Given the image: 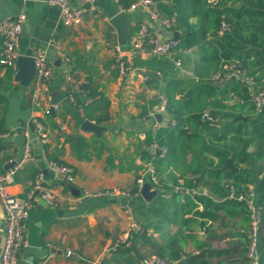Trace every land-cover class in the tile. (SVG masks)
Here are the masks:
<instances>
[{
	"label": "crops",
	"instance_id": "1",
	"mask_svg": "<svg viewBox=\"0 0 264 264\" xmlns=\"http://www.w3.org/2000/svg\"><path fill=\"white\" fill-rule=\"evenodd\" d=\"M136 1L96 0L100 17L87 13L79 25L67 27L61 22L60 10L50 7L46 0H0V26L9 17L26 16L19 56L38 48L47 53L52 66L50 92L53 103L59 106L55 112L35 107L32 84L28 88L20 86L15 80L17 70L0 66V83L8 89L3 92L8 102L0 106V122H4L6 130L0 134V146H3L0 150V176L9 170L11 162L21 158L29 133L33 158L15 175L8 191L24 198L35 177L42 173L44 185L54 188L58 201L55 209L44 201L34 205L24 223L27 247L19 254V264H126L125 258L116 252L113 257L109 251L117 241L125 238L135 218L148 238L141 239V234L136 238V264L143 258L142 254L159 256L158 253L163 251L170 261L172 250L184 258L208 247L227 248L240 240L228 234L244 233L243 226L238 224L240 220L236 221V226L233 222H227L228 226L219 221L208 222L206 227L212 230L208 232L196 213L203 211L200 204L188 215L181 212L175 215L180 205H187L188 197L193 199L191 193L209 196L206 182L210 180L206 178L198 182L193 191L185 187V179L198 177L193 175L192 167L196 165L193 150H179V159L172 164L170 159L162 164L154 163L158 158L147 143L150 125L144 123L143 118L159 96L167 95L172 80L184 81L181 88L185 90L190 82H199L195 74L182 69L183 58L178 57V53H195V73L201 56L197 47L190 50L179 48L168 58L129 52L137 24L147 21L149 16L143 10H129ZM169 2L166 0V4ZM218 2L199 0V6L206 9ZM202 22L203 18L191 21L197 28ZM151 24L153 32L163 39L174 38L176 32L179 37L182 35L181 30H176L178 20L173 31L164 29L158 22ZM117 47L126 57L124 75L116 66ZM1 48L0 37V52ZM178 59L181 66L176 64ZM179 72L191 77L185 78ZM256 74L260 77L259 72ZM206 79L215 84L210 78ZM71 80L85 84L89 90L88 96L78 97L77 105L70 100ZM180 97L181 94H177L176 98ZM168 119H174L171 113L165 117L166 121ZM35 120L42 121L48 128L46 145L37 141L32 132ZM86 120L101 128V133L83 130L82 124ZM53 161L74 169L72 184H67L60 174L50 170ZM214 161L217 165L218 160ZM149 165L155 167L160 180V185L154 188L160 193L150 202L137 199L133 206L126 208L124 203L100 195L114 187L134 189ZM199 166L201 169L205 165ZM237 169L238 173L242 171L251 175L254 184L246 188L253 193L256 203L257 185L262 176L247 166L240 165ZM145 180L148 182L149 176L145 175ZM151 207L153 210L149 213ZM141 209L145 216L142 220L144 226L141 225ZM4 228L5 217L0 205V257ZM261 261L264 264L263 258Z\"/></svg>",
	"mask_w": 264,
	"mask_h": 264
},
{
	"label": "trees",
	"instance_id": "2",
	"mask_svg": "<svg viewBox=\"0 0 264 264\" xmlns=\"http://www.w3.org/2000/svg\"><path fill=\"white\" fill-rule=\"evenodd\" d=\"M160 11L167 16L177 17L176 30L182 31V35L178 38L180 48L190 50L197 47L201 63L198 64L195 73L199 82H190V86L185 90L181 88L184 81L172 80L167 87L168 111L177 121V125L162 128L156 135L148 133L149 146L153 142H158L160 146L168 149L166 158H158L154 163L162 164L166 159H170L172 164L179 159L181 146L194 142L198 135L205 131L211 137V141L206 142L203 153L217 159L218 163L214 165V159L207 160L206 157L203 159L198 154H194L195 162L201 161L200 163L205 166L200 169L201 164H199L198 167L193 168V175L198 177L195 180L185 179V187L193 191L198 182L208 178L210 195L191 193L193 199L188 197L187 205H180L175 215H179L180 212L188 215L200 204L203 206V211L196 213L203 220V227L208 222L218 221L223 226H228L227 222H233L236 226V221L240 220L238 224L243 226L244 231L242 234H228L240 240L227 248L208 247L198 254L184 256V258L181 253L172 250L169 264H250L246 255L251 209L247 201H240L238 198L240 196L250 198V192L246 187L253 185L254 181L247 172H233L232 168H238L240 165L254 168L257 175L262 176L257 185L256 205L261 214L260 253L261 259H264V108L259 112L255 110L251 102L250 88L236 80L224 86H217L206 79L209 78V70L201 66L203 63L222 64L234 60L239 61L251 74L264 71V0H219L216 6L206 9L199 6V0H170L169 4L160 5ZM195 18H203L198 28L191 23ZM224 22L228 25L229 31L219 36L218 31ZM7 90L0 83V106L8 102V97L3 94ZM177 94H181L179 99L176 98ZM234 96L240 102L234 106V109H240L241 113L247 108L250 109L246 116L218 114L212 111V115L218 119L231 121L224 128H219L216 124L203 123L201 121L203 111L199 112L201 108L198 112L191 111L200 107L203 100L220 99L226 102L233 100ZM215 106L223 107L219 102H216ZM186 125L189 126L190 131L184 130ZM5 131L4 122H0V134ZM222 143L225 145L230 143L231 146L221 149L217 145ZM254 144L257 149L253 153L250 149ZM2 149L3 146H0V150ZM228 163L232 168L228 166ZM138 199L143 200L141 197ZM139 234L141 239H148L145 231L138 233L130 240L129 247L123 244L116 252L125 258L126 264H136L135 241ZM152 243L150 245L153 246ZM158 255L165 258L163 251Z\"/></svg>",
	"mask_w": 264,
	"mask_h": 264
},
{
	"label": "built area",
	"instance_id": "3",
	"mask_svg": "<svg viewBox=\"0 0 264 264\" xmlns=\"http://www.w3.org/2000/svg\"><path fill=\"white\" fill-rule=\"evenodd\" d=\"M52 8H57L61 12V22L64 26L71 27L79 25L83 16L87 13L95 14L100 17L95 3L96 0H46ZM166 4V0H137L130 5V11L143 10L149 13L148 20L137 24L132 40L130 51L136 55H151L156 58H168L180 48L178 39H163L153 32L151 22H158L164 29L173 31L177 26L175 16H167L160 11V5ZM26 23V16L21 14L17 17H9L0 26V37L2 48L0 52V66L17 70V60L19 58L18 47L22 37L23 28ZM229 31L228 25L224 22L218 32L223 36ZM59 49V47H57ZM117 59L116 66L121 75L127 71V62L123 50L120 47L116 49ZM35 63V75L32 82V102L35 107L45 109L46 111H58L59 106L53 103V97L50 92V83L52 78V66L49 63L47 53L38 48L33 52ZM177 66H181V60L176 61ZM212 80L220 85H226L233 80L240 82L243 86L250 88L252 91V104L257 112L264 108V90L255 91L257 86L264 83V79L257 74H251L246 71L239 61L223 62L220 70L214 75ZM148 81V77H145ZM71 89L70 100L77 105L78 97H86L89 90L85 84L69 81ZM237 100L236 96L233 97ZM169 101L165 95L159 96L158 102L154 105L143 118V122L150 125V132L156 135L159 130L166 126H176L175 119L165 120L169 116ZM157 115L162 116V122H158ZM201 121L211 125L217 124L219 119L212 115L211 110H204L201 113ZM37 141L41 144H48V128L40 120L34 121ZM185 131H190L188 125L184 126ZM153 155L159 159H165L168 154L166 147L160 146L158 142L151 145ZM33 158V144L30 134H27V141L23 147V154L19 160L11 162L13 167L2 176H0V205L4 212L5 228L4 242L0 257V264H19V254L27 247L24 223L29 218L35 204L44 201L52 208L58 207V201L55 196L53 187L44 185V175L39 173L33 182L31 190L24 198L11 195L8 187L13 184L15 175L23 170L26 164ZM50 170L60 174L67 184H72L75 180V171L72 167L60 163L51 162ZM145 175L149 176V181L145 180ZM141 178L136 181L135 189L128 190L120 187H114L105 190L103 197L114 200L125 199L124 206L129 207L128 202H134L141 197V192L145 184H151L152 191L160 185L157 171L153 165H149L147 171ZM250 198L246 199L240 196L238 200L247 201L251 209V225L248 232L249 243L247 249V258L250 264H262L260 253V232L261 214L256 203L253 200V193ZM143 228L136 221H132L125 238L117 241L111 248V251L117 252L118 248L126 244L130 246V240L138 233H142ZM170 261L161 256H147L140 260L138 264H169Z\"/></svg>",
	"mask_w": 264,
	"mask_h": 264
},
{
	"label": "rangeland",
	"instance_id": "4",
	"mask_svg": "<svg viewBox=\"0 0 264 264\" xmlns=\"http://www.w3.org/2000/svg\"><path fill=\"white\" fill-rule=\"evenodd\" d=\"M180 52V51H179ZM181 56V59L183 60V67L182 69L186 72H191L192 74H195V67H194V63H195V59H196V55L195 53H191L189 55H185L184 52H181V53H178V57ZM221 63L220 64H215V63H208V64H201V66H203V68L209 70V78L212 80V78L214 77V75L220 70V67H221ZM185 72H179L181 76H184L185 78H189L191 77V75H186ZM260 78H263L264 79V71L263 72H260ZM213 81V80H212ZM216 84V82H215ZM218 85V84H216ZM219 86H222L219 84ZM256 88L260 89V90H264V83L261 84V86H257ZM165 95V94H164ZM166 96V95H165ZM216 102H219L220 106H223V107H216L215 106V103ZM237 104V100H230V101H226V102H223L222 100L220 99H213L212 101L210 102H207L205 100H203L201 103H200V107L198 106L195 110H191L193 112H198V110L200 109L199 112L201 111H204V110H211V111H214L218 114H230V115H247L248 114V110L250 108H247L246 109V112H239V109L235 108L234 109V106ZM232 120V119H231ZM230 120H222V119H219V122L216 124L218 125L219 128H224L226 125L230 124ZM211 141V137H209V135H207L205 133V131H202L198 137L196 138V140H194V142L192 143H186L184 145L181 146L180 150H193L195 152V154H198L200 157H204L206 156L207 160H210L212 158V156L210 155H205L203 152H204V147L206 146V142H210ZM219 148H230L231 144L230 143H227V145L225 144H218L217 145ZM257 149V146L256 144H254L250 151L251 152H255ZM212 160V159H211ZM196 165L193 166L192 168L194 167H198V164H200V162H196L195 163ZM209 181L207 180L206 184H208ZM152 210H153V207H151V212L149 213H152ZM154 213V212H153ZM145 219V216H143L142 214V209H141V225H143L142 223V220ZM134 221H138L136 218L134 219ZM206 227V226H205ZM145 228H147V225L145 226ZM209 227H206L205 229H208ZM117 240L114 241V243L116 242ZM109 254L114 255L113 257H116V253L112 252V251H109ZM148 254H142L141 255V258L144 257V256H147Z\"/></svg>",
	"mask_w": 264,
	"mask_h": 264
},
{
	"label": "water",
	"instance_id": "5",
	"mask_svg": "<svg viewBox=\"0 0 264 264\" xmlns=\"http://www.w3.org/2000/svg\"><path fill=\"white\" fill-rule=\"evenodd\" d=\"M179 33L176 32L174 34V38L178 39ZM35 75V63H34V58H33V52L28 51L25 55L19 56L17 60V73L15 76L16 82L20 84V86L28 88L31 86L33 79ZM158 122H162V116L157 115L156 117ZM82 129L88 132H94V133H101L102 129L99 128L96 124L91 123L90 121L86 120L82 124ZM32 132H35V126L33 124ZM228 166L230 168L231 165L228 163ZM13 167V164H10V168ZM233 172L238 173V169L235 168L233 169ZM159 190L152 191V186L151 184H145L142 192H141V198L146 201L150 202L157 194H159ZM118 203H126L125 199L117 200ZM129 206H133L134 202H128Z\"/></svg>",
	"mask_w": 264,
	"mask_h": 264
}]
</instances>
